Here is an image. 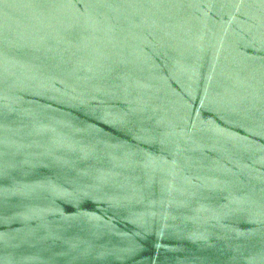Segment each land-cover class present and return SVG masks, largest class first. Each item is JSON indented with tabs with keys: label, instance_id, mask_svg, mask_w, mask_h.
Returning a JSON list of instances; mask_svg holds the SVG:
<instances>
[{
	"label": "water",
	"instance_id": "water-1",
	"mask_svg": "<svg viewBox=\"0 0 264 264\" xmlns=\"http://www.w3.org/2000/svg\"><path fill=\"white\" fill-rule=\"evenodd\" d=\"M0 264H264V0H0Z\"/></svg>",
	"mask_w": 264,
	"mask_h": 264
}]
</instances>
